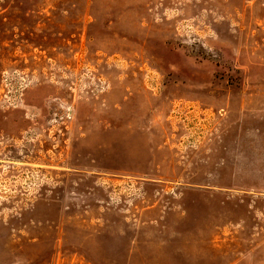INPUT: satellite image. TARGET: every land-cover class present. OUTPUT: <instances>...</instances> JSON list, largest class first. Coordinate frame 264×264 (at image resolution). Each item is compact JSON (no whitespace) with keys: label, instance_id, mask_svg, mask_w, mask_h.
<instances>
[{"label":"rangeland","instance_id":"374dc122","mask_svg":"<svg viewBox=\"0 0 264 264\" xmlns=\"http://www.w3.org/2000/svg\"><path fill=\"white\" fill-rule=\"evenodd\" d=\"M0 264H264V0H0Z\"/></svg>","mask_w":264,"mask_h":264}]
</instances>
